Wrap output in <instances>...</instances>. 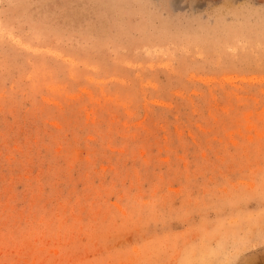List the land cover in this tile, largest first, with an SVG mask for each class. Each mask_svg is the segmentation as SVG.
<instances>
[{
    "label": "rangeland",
    "instance_id": "rangeland-1",
    "mask_svg": "<svg viewBox=\"0 0 264 264\" xmlns=\"http://www.w3.org/2000/svg\"><path fill=\"white\" fill-rule=\"evenodd\" d=\"M0 264H264V0H0Z\"/></svg>",
    "mask_w": 264,
    "mask_h": 264
},
{
    "label": "bare ground",
    "instance_id": "bare-ground-1",
    "mask_svg": "<svg viewBox=\"0 0 264 264\" xmlns=\"http://www.w3.org/2000/svg\"><path fill=\"white\" fill-rule=\"evenodd\" d=\"M223 50V49H222Z\"/></svg>",
    "mask_w": 264,
    "mask_h": 264
}]
</instances>
